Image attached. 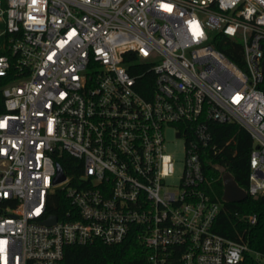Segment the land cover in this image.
Returning <instances> with one entry per match:
<instances>
[{
	"label": "built area",
	"instance_id": "obj_1",
	"mask_svg": "<svg viewBox=\"0 0 264 264\" xmlns=\"http://www.w3.org/2000/svg\"><path fill=\"white\" fill-rule=\"evenodd\" d=\"M228 41L242 68L217 49ZM0 79V264H66L68 247L131 237L147 264H264L215 232L205 169L223 153L211 126L238 125L245 192L264 196V0H0Z\"/></svg>",
	"mask_w": 264,
	"mask_h": 264
},
{
	"label": "trees",
	"instance_id": "obj_2",
	"mask_svg": "<svg viewBox=\"0 0 264 264\" xmlns=\"http://www.w3.org/2000/svg\"><path fill=\"white\" fill-rule=\"evenodd\" d=\"M236 49L237 56L232 54V49ZM217 49L225 56L242 68L243 61L241 56V45L228 41L225 46L218 45ZM137 61L135 54L127 55L126 62ZM137 67H151L146 63ZM7 80L0 79V114L4 110V97L2 88ZM146 91L153 89V78L145 87ZM264 92V83L261 86ZM215 136V142L223 153L214 160V166H206L209 175H213L214 182L210 184L208 190L215 201L222 204L220 213L215 221L214 230L216 233L238 242H247L249 247L264 255V196L253 198L248 196L242 203H226L224 197L223 172H229L235 182L244 190L249 187V176L251 173L250 157L253 149V142L250 135L240 126L214 124L211 126ZM231 141L230 146L226 143ZM68 160L72 163L73 159ZM65 171L69 172L66 164L61 162ZM56 196L55 202L51 205L50 214L58 217L62 216L63 209ZM256 215L257 222L248 230L249 223L246 221L248 216ZM148 253L135 237H131L125 243L116 246H105L95 244L91 247L72 246L66 249V264H147ZM244 264H257L251 257H248Z\"/></svg>",
	"mask_w": 264,
	"mask_h": 264
},
{
	"label": "water",
	"instance_id": "obj_3",
	"mask_svg": "<svg viewBox=\"0 0 264 264\" xmlns=\"http://www.w3.org/2000/svg\"><path fill=\"white\" fill-rule=\"evenodd\" d=\"M58 176L55 183H60L65 180L64 172L61 167H58ZM224 180V197L223 201L226 203H242L247 199V193L234 180L233 176L225 171L223 175ZM57 222V217L52 216L44 223L47 225H54Z\"/></svg>",
	"mask_w": 264,
	"mask_h": 264
},
{
	"label": "rangeland",
	"instance_id": "obj_4",
	"mask_svg": "<svg viewBox=\"0 0 264 264\" xmlns=\"http://www.w3.org/2000/svg\"><path fill=\"white\" fill-rule=\"evenodd\" d=\"M151 60H155L157 61V58L152 57ZM167 139L169 141L168 144V148L170 151L176 152L180 161H179V165L177 168V177H179L181 175V168L183 166V157H184V153H183V141L182 140H178L176 138H174L173 136V132L169 131L167 134Z\"/></svg>",
	"mask_w": 264,
	"mask_h": 264
}]
</instances>
